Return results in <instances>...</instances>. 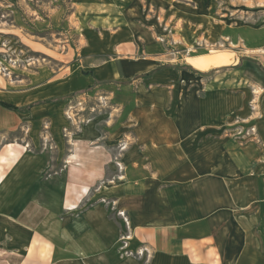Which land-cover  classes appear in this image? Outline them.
<instances>
[{
    "label": "crops",
    "instance_id": "obj_1",
    "mask_svg": "<svg viewBox=\"0 0 264 264\" xmlns=\"http://www.w3.org/2000/svg\"><path fill=\"white\" fill-rule=\"evenodd\" d=\"M76 1L82 19L91 23L85 35L98 38L87 49L92 60L87 70L62 79L44 74L32 89L0 99L20 110L0 108L34 121L58 114L57 107L82 91L107 89L120 120L124 114L136 120L138 142L118 154L121 122L110 126L104 141L89 124L67 154L66 171L49 177L44 174L52 163L48 151L33 154L24 145L7 146V155L0 156V214L29 203L36 221L34 228H14L9 217L3 219L1 227L13 229L22 246L21 264H140L117 250L122 221L112 211L121 210L130 219L131 248L146 244L150 264H264V160L252 144L229 135L234 128L224 126L232 119L249 127L252 96L233 90L234 77L204 82L198 76L236 65L235 58L219 64L210 55L196 65H168L164 45L149 36L134 41V27L116 0ZM117 81L153 89L146 107L140 105L141 94L126 87L117 91ZM161 87L166 102L178 97L180 117L158 119L155 102L161 97L154 89ZM11 163L4 177L1 168ZM120 163L124 172L116 167Z\"/></svg>",
    "mask_w": 264,
    "mask_h": 264
},
{
    "label": "rangeland",
    "instance_id": "obj_2",
    "mask_svg": "<svg viewBox=\"0 0 264 264\" xmlns=\"http://www.w3.org/2000/svg\"><path fill=\"white\" fill-rule=\"evenodd\" d=\"M76 2L0 0V99L12 100L10 93L32 89L38 77L41 78L44 74L47 78L57 76L62 79L74 71L87 70L92 62L86 57L87 49L92 41L97 42L98 38L85 35L91 28V23L88 19H82V11L77 10L80 6ZM97 2L98 0L94 3ZM116 2L123 16H126V20L134 27V41L139 44L143 41L142 37L149 36L164 45V60L169 62L166 63L168 65L181 66L180 64L191 62L196 65L198 60L210 55L219 60V64L225 60L232 63L235 58L236 65L214 68L198 76H201L204 82L214 78L222 82L228 77H234L233 90H244L252 96L247 110L251 119L246 124L249 127L242 128L244 123H237V120L233 123V120L228 118V122L224 120V126L234 128L233 131L228 130L231 132L229 135L240 144H252L255 152L264 160V0ZM142 77L147 75L143 74ZM116 83L117 91L126 87L125 90L133 94H141L144 100L140 105L142 104V108L146 107L145 97H148V93L153 92V89L141 85L129 87L127 81ZM106 90L82 91L83 93L72 97L63 107H57L58 114L34 121L32 117L24 118L0 108V156L7 155V146L10 144L24 145L33 154L48 151L52 163L45 170V176L49 177L52 173L61 174L66 171L64 162L67 154L84 136L86 126L95 124L98 131L96 135H101L104 141L109 140L106 132L110 131V126L116 120L122 124L121 133L115 140L116 152L121 154L128 150L138 142L133 131L137 128L136 120H131L130 115L126 117L125 114L120 120L116 114H119L120 110H114L112 96ZM154 91L159 93L156 96L161 97L160 101L155 102L161 112L158 119L161 120L165 114L173 119L180 117L178 112H175L180 102L178 97L176 100L167 99L172 101L166 102L162 96L167 94V91L162 87ZM173 95L174 92L170 91V96ZM169 103L176 104V107L171 106L169 110ZM53 109L55 110V107ZM107 119L111 122L106 123ZM101 139H96L95 143L98 145ZM35 165L32 162L30 167L34 169ZM116 167L120 172L125 171L122 163ZM12 168V163L3 165V176H8ZM38 174L41 175L42 172ZM61 182L63 180L60 178V202ZM46 199L48 201L49 198ZM29 209V203H23L13 207L10 214H0V264H21L22 246L16 243L13 229L2 228V223L7 216L12 220L14 228L20 225H30L34 228L35 213L33 209ZM112 213L117 220L122 221L118 252L123 257L139 261L140 264H150L152 253L146 244H142L137 250L131 248L134 235L126 212L121 210ZM58 216L60 219H66V214ZM125 217L128 219V226ZM239 232L242 230L239 229ZM122 237L131 239L124 243Z\"/></svg>",
    "mask_w": 264,
    "mask_h": 264
},
{
    "label": "trees",
    "instance_id": "obj_3",
    "mask_svg": "<svg viewBox=\"0 0 264 264\" xmlns=\"http://www.w3.org/2000/svg\"><path fill=\"white\" fill-rule=\"evenodd\" d=\"M150 76V74H148L147 75V77H149ZM0 104L3 106V107H5V108H7V109H9V110H14V111H16V110H20V109H18L17 107H15V106H13V105H10V104H6V103H4V102H0ZM23 111V110H22Z\"/></svg>",
    "mask_w": 264,
    "mask_h": 264
},
{
    "label": "built area",
    "instance_id": "obj_4",
    "mask_svg": "<svg viewBox=\"0 0 264 264\" xmlns=\"http://www.w3.org/2000/svg\"><path fill=\"white\" fill-rule=\"evenodd\" d=\"M125 222L127 223V226L129 225L128 223V219L125 217ZM126 236H130V235H126ZM131 238L130 237H127V239H125V237H122V242L126 243L127 241H129ZM128 243V242H127Z\"/></svg>",
    "mask_w": 264,
    "mask_h": 264
}]
</instances>
